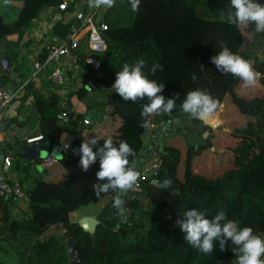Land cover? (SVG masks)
<instances>
[{"label": "trees", "instance_id": "trees-1", "mask_svg": "<svg viewBox=\"0 0 264 264\" xmlns=\"http://www.w3.org/2000/svg\"><path fill=\"white\" fill-rule=\"evenodd\" d=\"M60 1L21 0L19 7L11 6L15 9L12 19L0 6V43L8 45L10 55L17 50L18 42L7 40V35L18 32L21 37L44 7L58 5ZM198 3L199 0H140L138 10L133 11L130 0H114L112 7L107 8L104 19L108 28L104 36L108 48L99 55L103 75L98 76L88 68L87 76L99 85L108 84L107 78L114 80L123 63L142 57L147 62L144 74L165 85L166 97L175 93H179V97L170 113L161 111L142 117L141 106L146 100L125 101L113 89L109 101H102L108 106L95 122L100 126L109 124L114 118L122 122L112 143L118 146L124 140L133 149L128 157L129 167L140 157L144 134L152 123L161 133L172 131L158 153L157 158L162 162L144 180L141 190L131 197L129 193L123 196L111 189L97 194L93 184L98 182L95 177L98 162L83 171L78 154H64L58 161L64 165L63 177L36 181L26 188L27 205L21 215L12 211L14 195L0 196V264H68V237L76 242L78 264H236L239 253L232 245L226 244L224 251L214 247L210 254H204L183 239L175 220L183 210L193 207L207 210L208 215L223 210L228 218L264 236V77L254 85H247L239 77L216 71L209 61V57L224 45L264 73V57L251 55L240 25L229 23L227 18L203 16ZM70 25L57 22L55 29L59 31L60 28L65 38L71 32ZM249 26L254 31V25L249 23ZM253 44L264 56V33L254 31ZM153 62L160 65L154 74L147 70ZM11 79V72L0 70V84ZM197 88L217 100V111L224 103L221 115L247 118L235 128L238 133L234 134L239 140L233 142V148L237 151L225 149L231 154V161L220 172H213V177L198 172L194 160L202 148L214 146V129L209 123L190 117L179 106L186 92ZM77 92L83 98L87 90L82 87ZM30 93H34L35 105L41 110L42 139L38 151L33 154L37 163H41L63 132L73 131L75 123L84 121V113L74 114L61 108L55 94L44 97L28 84L23 98ZM63 110L67 111L68 119L65 125H60L59 114ZM145 119L150 122L148 127L142 126ZM168 121L170 126L166 124ZM183 131L194 138L185 148L178 139ZM205 131L208 137L204 136ZM249 133L252 137L246 138ZM75 134L71 143L80 145L85 138L80 130ZM23 145L16 135L0 140V149L14 157H21L23 150L27 151ZM165 179L171 183L161 188L159 185ZM117 196L127 215L126 221L119 226L120 204H114ZM106 198L108 201L97 213L96 231H84L78 223L79 218L73 219V213Z\"/></svg>", "mask_w": 264, "mask_h": 264}, {"label": "clouds", "instance_id": "clouds-1", "mask_svg": "<svg viewBox=\"0 0 264 264\" xmlns=\"http://www.w3.org/2000/svg\"><path fill=\"white\" fill-rule=\"evenodd\" d=\"M113 3L114 0H89V6L95 8L102 5L110 8ZM139 4L140 0H130L133 11L138 10ZM230 5L231 10L226 14L229 23L237 26L251 23L255 32L264 33V0H230ZM209 61L215 65L216 71L239 77L247 85H254L264 77V73L254 69L248 60L224 45L209 57ZM146 65L147 62L142 57H137L131 63H123L115 74L111 88L125 101L146 100L141 106L142 117L161 111L170 113L177 105L179 93L166 97L165 85L144 74ZM158 68L160 65L153 62L147 70L154 74ZM192 78L196 79L195 74ZM179 106L190 117L213 124L218 102L210 94L197 88L187 91ZM149 123L145 119L142 126L148 127ZM77 154L83 171L98 162L95 172L98 182L93 184L97 194L108 192L109 189L123 193L137 183L138 173L128 166V157L133 154V149L124 140L118 146L113 145L111 139H105L101 144L95 135H91L81 141ZM170 183V180L165 179L159 186L165 188ZM121 203L117 196L114 204ZM175 225L179 227L183 239L201 253L210 254L214 247L224 251L227 244L234 246V250L239 253L236 264H264V237L255 234L252 227L241 226L234 219L228 218L223 210L208 215L207 210L188 208L176 218Z\"/></svg>", "mask_w": 264, "mask_h": 264}, {"label": "crops", "instance_id": "crops-1", "mask_svg": "<svg viewBox=\"0 0 264 264\" xmlns=\"http://www.w3.org/2000/svg\"><path fill=\"white\" fill-rule=\"evenodd\" d=\"M63 0L60 1V3ZM66 9H62L58 5H49L43 8L40 15L30 21L25 32L19 38L17 44V50L14 52L16 56L10 55L8 45L0 43V70H2L1 60L2 58L9 57L10 69L12 79L9 81L15 91L14 97L9 106L0 113V125L5 123L4 127L0 129V140L9 139L11 136L16 135L20 140L24 142L23 148H27V151L23 150V156L14 157L11 153L6 155L4 151H0L4 154V157L9 156L12 159L11 166L6 167L3 164V158L0 157V176H5L8 181L14 184H18L24 194L22 197L15 199L12 205V211L15 215H21L22 210L26 208L27 196L25 189L31 187L36 181L40 180H57L63 177L65 169L61 162H58L50 167H43L41 163H37L33 154L38 151V141L27 142L30 137L42 135V126L40 122V108L35 105L34 93H30L26 98H23L25 89L22 91L21 85L29 78L30 84L33 89L44 97H49L51 94H55L59 100V106L68 111L76 113H84V121L79 120L75 123L73 131L63 132L58 142L67 141L70 134L71 142L76 137L75 132L81 131L82 136L87 139L91 135H95L100 143H103L105 139H111L112 141L118 135L119 129L122 125L118 119H115L109 124L102 125L96 124V120L102 117V110L108 106L103 102H108L112 97L111 88L114 80L108 79V84H98V96L95 95L93 98H89L90 94H94L93 91H87L85 96L81 98L78 94V90L91 78L87 76L88 66L80 61L78 64H71L67 61H59L58 63H52L46 66L43 70L39 71L36 75L32 76L34 71L33 63L39 57H43L45 54L44 44L45 43H61L65 38L62 37L59 31L55 29L57 22L75 23V9L76 5H71ZM22 5L21 0H2L0 6L3 7L4 11L9 13V18L12 19L15 16V9L11 6L19 7ZM88 10L92 11L99 17H103L107 10L103 5L99 8L88 6ZM205 16L204 14H202ZM70 25V26H71ZM87 51L84 49L83 53ZM61 66L66 71L64 83L61 85H54L49 79V73L55 66ZM94 90V91H95ZM33 94V97L30 95ZM103 101V102H102ZM102 102V103H101ZM103 104V105H102ZM89 120L85 122V120ZM67 120L59 119L60 125H65ZM167 124V123H166ZM74 124L70 127L72 128ZM156 125L152 123L148 131L144 134L143 148H149L148 151H152L151 158L142 163L139 170L144 169L152 160L158 157V153L161 151L160 145L155 144L154 141L158 139L163 144L170 138L171 133H161L155 130ZM143 166V167H142ZM106 198L104 201L98 204L92 205L93 208L89 212H85L83 215H77V219L84 215H91L97 217V213L100 208L108 201ZM264 237V236H263ZM69 259V258H68Z\"/></svg>", "mask_w": 264, "mask_h": 264}, {"label": "built area", "instance_id": "built-area-1", "mask_svg": "<svg viewBox=\"0 0 264 264\" xmlns=\"http://www.w3.org/2000/svg\"><path fill=\"white\" fill-rule=\"evenodd\" d=\"M71 5H76L75 17L76 21L71 25V32L61 43H45L43 57H38L34 63V71L32 76L36 75L39 71L43 70L46 66L52 63H58L59 61H67L71 64H78L83 61L94 73L98 76L103 75L102 61L99 55L103 54L108 48V42L104 36L105 30L108 28V24L103 17H99L92 11L88 10L89 0H71ZM69 6V2L63 0L59 7L66 9ZM7 40L18 41L20 35L18 32L7 35ZM88 53L83 55V50ZM1 65L3 70L8 71L10 69V62L7 58H2ZM66 71L61 66H55L49 73V79L54 85H61L64 83ZM30 84V79L27 78L21 85L22 91ZM87 91H94L98 87V83L94 78H91L84 85ZM10 82L0 84V113L6 109L11 103L15 91ZM33 97V94L30 95ZM216 113H220L221 108ZM59 119L67 120V111L63 110L59 114ZM89 120H85L88 122ZM210 124V123H209ZM216 124H210L212 127ZM42 138V135L30 137L27 142L38 141ZM66 144L69 145L66 147ZM79 145H74L68 141L57 142L52 151L44 157L41 162L43 167H50L56 164L59 159L65 154L68 156L77 155ZM3 164L6 167L11 166L12 159L9 156L3 158ZM161 159L156 158L152 160L144 169L139 170L137 183L130 188L129 195L134 196V192H138L142 188L144 180L158 168L161 164ZM24 194L22 188L18 184L10 183L5 176H0V196H15V199L22 197Z\"/></svg>", "mask_w": 264, "mask_h": 264}, {"label": "rangeland", "instance_id": "rangeland-1", "mask_svg": "<svg viewBox=\"0 0 264 264\" xmlns=\"http://www.w3.org/2000/svg\"><path fill=\"white\" fill-rule=\"evenodd\" d=\"M198 10L201 14H204L208 18L225 19L227 18L226 16L227 12L231 10V5L230 2L226 0H220L218 4L214 2L209 3L207 0H199ZM240 27L242 28L244 34L245 45L249 46V49L251 50V55L258 56L259 58H263L264 56L261 54V51L259 50L258 46L253 44L254 41L253 29L249 26V24L240 25ZM93 92L94 94H90L88 96L89 98H93L94 95L96 97L98 96V92L96 90ZM103 111L104 110H102V112ZM215 119H217L218 124L217 126L213 127L214 129L213 141L215 142L214 146H211L209 148L208 147L202 148L200 154L196 156L194 160L198 172L210 177L214 176L212 175L213 172L215 171L220 172L222 168L231 161L232 156L231 154L228 155L229 152L226 153L225 149H227L228 151H235V152L237 151L234 150L235 148H233V146H235L233 142L239 140V138H237L235 135L236 133H238L235 128L237 127L238 123L242 121V119L246 120L247 118L235 117L233 115L230 117H226L221 115L220 113H216ZM181 123H183L182 120ZM178 124L180 123H177V125ZM171 132L172 131L168 133ZM232 132L234 135L233 137L231 136ZM252 135H253L252 133H249V136H247L246 138H251ZM178 139L183 143L184 145V146L182 145L183 148H185V146H187L189 142H192L194 138L190 133L183 131L178 134ZM215 146H217L216 151L214 150ZM91 208H93L92 205L83 206L81 209L73 213V219H76L78 214L89 212ZM61 251H62L63 259L64 261H66V254L64 251L63 244H61Z\"/></svg>", "mask_w": 264, "mask_h": 264}, {"label": "water", "instance_id": "water-1", "mask_svg": "<svg viewBox=\"0 0 264 264\" xmlns=\"http://www.w3.org/2000/svg\"><path fill=\"white\" fill-rule=\"evenodd\" d=\"M12 92H13V90H12ZM4 125H5V123H2L0 125V129H2L4 127ZM167 125H170V121L167 122ZM207 134H208V131H205L204 136L206 137ZM71 136H72V134L69 135V137L67 139L68 142H71ZM154 143L155 144L159 143L160 149L161 150L163 149L164 144L161 141H158V139H157L154 141ZM148 149L149 148H142L139 151L140 157L137 160H135L131 165V168L134 169L137 173L139 172L140 165L142 163H145L146 161H148L152 156V151H148ZM0 157L4 158V154L1 151H0ZM129 190L123 192L122 195L123 196L127 195L129 193ZM124 211H125V209L121 203L120 204V216H119V219L117 221V226H119L122 221H126V219H127V215L124 213ZM78 223L83 228L84 231L94 233L97 229L99 219L95 216L84 215L78 219ZM66 246H67V253L69 256L68 264H78L79 254H78V251L76 248L75 240L72 237H68L67 241H66Z\"/></svg>", "mask_w": 264, "mask_h": 264}]
</instances>
